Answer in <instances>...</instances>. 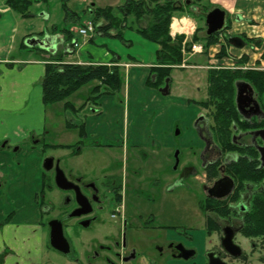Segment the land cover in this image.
I'll list each match as a JSON object with an SVG mask.
<instances>
[{"label":"rangeland","instance_id":"374dc122","mask_svg":"<svg viewBox=\"0 0 264 264\" xmlns=\"http://www.w3.org/2000/svg\"><path fill=\"white\" fill-rule=\"evenodd\" d=\"M143 1L149 7L147 9H152L157 4L162 5L165 2V0ZM194 1L196 0H181L180 7H185L186 4L191 5ZM124 2L125 0H37L36 3H33L30 6L28 10L30 17L24 19V25L20 28L19 32L22 33L28 27L34 29L33 31H36L39 27H41V32L49 31L53 33L56 32L58 34L61 33L63 36L62 38H64V44L66 43L64 48L67 50L71 48L76 49L75 47L70 46L72 41L75 39L82 42V44L90 42V44L86 46L82 52L84 56L92 62L100 61L101 55L105 54L106 51H117L116 47L118 44H120L121 48L124 47L123 49L127 55L135 57L139 61H147L151 52L148 49V46L152 48L153 45L146 41L143 42L140 39L141 37L136 33V29L137 27H147L150 23L148 18H142L138 24L135 23L133 18H127V21L125 22H127L129 29H118L122 37L121 41L117 38L109 36L104 37L98 32L95 33L94 36H91L90 39H81L76 35L77 30L86 26L88 23H91L94 26L91 16L94 9H103L109 6L114 9L122 6ZM3 3V1H0V5ZM64 6L68 10L66 13L64 12ZM192 6H195V4ZM191 9L185 8L182 9L181 13H175L173 15V18L176 20L184 19L186 21L185 24L188 25L189 29L192 26L193 27L189 31H184L186 26L182 22L177 24L174 21V25L178 27L177 29L183 28L182 32H185L186 35H182L184 40L181 43V63L180 65L173 66L171 69V78L168 83V96H162L158 89H154L146 85L148 89H154V91L160 96L159 99L162 103H160L161 108L158 111L159 114L157 111L153 110V106L148 103L147 93L141 92L142 95L145 96V99L143 96L139 97L141 99V105H138L137 103H134V100H132V95L130 97L129 104H127V98L125 99L123 92L120 91L119 93L108 95L110 97L108 99L110 104L108 105L109 108L107 110L104 108L106 106H104L106 101H101L102 97L95 100L94 103H87V105L83 108L78 106L75 112H69L66 115L58 114L57 117H55L53 111L50 109L48 111V122L55 118L56 125L53 130H48L47 137L36 139L38 140L36 143L40 147L41 151L39 175L43 172L42 162L49 157H54L56 160H60L61 167H63L64 170H71L76 175L88 174L89 178L93 181H99L103 174L107 172L106 168L111 165L112 168L117 165H123L125 167V160H127L126 165L129 168L130 166L138 168L148 167L147 169L153 168L156 174L163 170L172 172L173 177L172 180L169 181V190L166 192L167 194H165L162 199H158V196L156 195L154 197L156 201L153 206H147L148 211L152 212L155 216L152 224L153 229L144 233V236H147L148 239L144 238L140 240L144 244V249L139 252V255L142 258L143 256L148 257V262H152L154 264L160 263L158 258V247H160V245L155 238L163 235L165 230H167L166 228H172V231L176 233L188 229H197L202 232L205 230L204 217L198 210V197H196L199 190V179H201V164L197 161V158L203 148V143H200L199 141L195 124L197 122V118L201 115L202 119H206L207 125L211 127L213 107L211 106L201 109L196 105L191 104L189 101L199 104L208 100L206 95L208 87L207 77L210 71H264V65L261 66L260 62L249 63V58L246 55L230 59V57L225 54V47L222 46V43L225 44L226 39L235 37L232 32H223L221 37L218 36L217 44H221L222 47L219 48L218 52L214 54L215 56H213L212 59H209L207 57L208 52L204 51L203 48L204 43L202 39L205 31L204 22L201 17L202 13L198 10L196 13L194 12V14L190 11ZM69 12L74 13L76 17H71ZM99 22L102 25H105L106 23L102 20ZM64 29L68 30V34L63 31ZM192 32L193 34L188 37L187 35ZM110 34L115 36L118 33L117 31H111ZM194 34H197V37L200 39L199 42L192 41ZM67 35H69L70 39H68L69 37ZM177 36L178 35L175 37ZM242 39L247 42L245 43L246 46H252L253 53L261 55L264 53V45L262 46V41L257 39L247 40L243 37ZM254 42H258L259 44L256 45ZM192 44L200 45L202 47V52L199 54L192 53L190 49ZM62 55V51L49 55L47 64H63L61 63ZM59 57L60 61L57 60ZM242 57H245L247 60L243 64L238 63ZM221 59H223L222 62ZM80 65L99 64L89 63ZM107 66L115 65L110 63ZM120 74L123 78V87H127V78L124 77L123 73L120 72ZM134 85L135 88H139V85ZM87 87L88 85L76 92L73 96L74 100H77L78 102L83 101L85 103L87 101V97L89 96H86ZM161 87L163 88L164 84ZM70 98L68 101L71 100ZM143 100L145 104L143 103ZM258 100L263 103V97L261 99L258 98ZM116 105L120 108L118 112L122 113H118L114 110ZM144 105L150 107V109L144 108ZM102 114L106 115L105 119H110L111 117L112 119L116 118V120H118V127L120 124L119 120H121L124 114L125 129L130 132L138 126V135L141 136L140 140L143 143L145 142L144 131H147L148 134L150 133L149 131L153 130L154 132H159L165 139L167 138L166 150L160 147L158 148L155 145L153 146L155 140L154 138H151L149 140V145L154 149L149 147L147 143L142 150H138L139 146L137 145L142 146V144H133L131 140L127 144L126 153H122L120 150L107 151L105 148L100 146H116V143L106 141L102 136H98L97 134L89 135L88 138L80 136L79 128H74L72 131L64 128L65 121H72L77 127L81 125L84 127L85 122L88 124L93 122L94 129L98 132V130L101 129L100 124L103 121V119H101L103 117ZM156 114H158V116ZM95 119H99L98 122L100 124L94 122ZM40 142L45 145L53 146L57 144H69L72 147L60 148L49 146L48 148L43 149ZM77 143L78 145H76ZM6 151L9 152L11 156H14L10 164L5 169H0V195L2 198L5 197L6 191L10 192L14 185L13 180L10 179V170L12 167H16L15 164H17L15 161L16 158H14L16 157L15 148L6 149ZM152 151L158 152L153 154ZM140 154L142 156H140ZM144 156L147 157L142 159L141 157ZM175 156H177L179 168L176 171H172L175 166ZM145 159H147L146 162ZM188 161L192 162L196 168L197 179H194L193 176H186L183 174V166ZM39 175L35 178L27 180L29 182L25 183V189L18 193V196L15 193L13 197H10L9 201L11 205L18 204L22 201L26 202V204L35 202L42 211L45 209V211H47L45 214H41V222L44 225L41 227L43 232L46 234V239L44 242L45 247L40 257V264H77L76 260L73 262L75 259L74 256L70 255L69 258H66L56 251L51 250L47 245V224L52 217V215L49 214V211L52 208V205L50 204V192L54 191L55 188L52 186L53 184L50 183L53 182L51 174H49L50 182L46 184V187L41 185V183L40 185H37L35 179L37 180ZM154 178H157V175ZM158 178L160 180V176ZM145 183L148 184V181ZM161 185L162 181L160 180L157 182V185L152 186H155L156 189H160ZM49 186L51 188H49ZM127 194L130 195V191H128ZM146 198L147 196L143 197V199ZM40 204H42V206H40ZM126 206L130 207L129 201L126 202ZM143 218L145 219L144 216ZM96 229L97 227L94 225L90 232H93V235L97 237V239H100L101 233ZM17 231L18 232L15 236L12 237L13 241H11L9 236H7V239L5 240L0 234V245L5 248L9 247L13 249L10 251L6 250L3 254H0V264L30 263V258L25 254L29 252L32 253L35 236L31 235L32 232L28 230V228L18 229ZM210 240L212 241V238L207 239V244ZM234 242L235 245L243 252L244 259L234 261L229 258L226 263L264 264V239L246 240L241 236H237ZM96 244L97 243H95V245ZM147 245L148 248H146ZM199 256L202 258V254H199ZM140 264H147V262H143V259H140Z\"/></svg>","mask_w":264,"mask_h":264},{"label":"flooded vegetation","instance_id":"af4514ba","mask_svg":"<svg viewBox=\"0 0 264 264\" xmlns=\"http://www.w3.org/2000/svg\"><path fill=\"white\" fill-rule=\"evenodd\" d=\"M161 89L163 88L160 87L158 90ZM235 95V111L240 122L243 123V127L246 126L247 129L243 130L233 126L231 142L237 148L248 149L247 155H242V158L250 162V147H254L250 121L261 119L251 117L253 109H250V102L241 109V112H238L235 105ZM189 102L204 109L198 103ZM261 111L264 113L263 109ZM206 126H208L206 119H202L200 115L195 127L199 141L203 143V148L197 158L201 164V179H199L200 184L196 197H198V210L204 217L205 230L202 232L197 229H188L176 233L172 231V228H166L167 230L163 235L155 238L160 245L158 247L159 264H209V255L215 259L220 258L225 264H228L226 261L229 258L234 261L244 259L243 252L238 259H233L225 253L222 240L225 234L232 233L235 245L234 240L237 236H241V225L248 212L251 198L256 194L257 189L250 185V182L240 184L232 177L228 167L231 163H236L241 154L238 152L222 154L213 140L210 127L205 128ZM100 147L106 150H119L118 146L104 145ZM140 156L142 155L140 154ZM145 157L147 156L141 158L144 159ZM52 158L54 159L52 170L43 171L40 177L41 185L46 187V184L50 182L49 174H51L53 182L50 183L55 188L54 191L50 192L52 208L48 211L52 217L47 224L48 247L53 250L49 245V225L56 222L60 225L63 238L67 244L65 252H56L66 258H69L70 255L74 256L73 262L76 260L77 264H140V259H143V262H147V264H154L148 262V257L143 256L142 258L139 255V252L144 249V244L140 240L148 239L144 233L153 229L152 224L155 216L148 211L147 206H153L156 195L158 199H162L167 194L169 181L173 177L172 172L163 170L156 174L153 168L135 166L129 168L126 165L127 160H125V167L117 165L112 168L111 165L106 168L107 172L99 181H93L88 174L76 175L71 170H64L60 160ZM146 161L147 159H145ZM188 162L183 166V174L197 179L196 168L192 162ZM178 168L179 162L172 171H176ZM213 169L215 170L214 175ZM56 171H60L65 179L64 188L57 187L55 184ZM156 175L157 178H154ZM159 176L162 185L160 189H156L152 185H157V182L160 181ZM224 178L232 181V187L226 197L218 198L216 196L219 191L217 193L212 189L219 180ZM146 181L148 184L145 183ZM49 188L51 187L49 186ZM128 191H130V195L127 194ZM11 193L12 189L10 192L6 191L4 198L0 195V202L11 205L9 201ZM144 196L147 198L143 199ZM233 200L238 201L233 202ZM127 201H129L130 207L126 206ZM34 205L37 206L40 215L47 212L46 209L42 211L35 202ZM204 206L208 208L205 213L201 210V207ZM224 207L229 211L225 216L222 212ZM11 219L12 214H8L2 224L10 223ZM40 225L44 226L42 222ZM94 225L97 227L96 230L101 233L100 239H97L93 232H90ZM208 238H212L213 242L210 240L207 244ZM95 243L97 244L95 245ZM3 248L0 254L6 250H11L9 247ZM199 254H202V258Z\"/></svg>","mask_w":264,"mask_h":264},{"label":"crops","instance_id":"0c3cea01","mask_svg":"<svg viewBox=\"0 0 264 264\" xmlns=\"http://www.w3.org/2000/svg\"><path fill=\"white\" fill-rule=\"evenodd\" d=\"M204 4L209 6L212 10L218 9L225 14L224 26L227 29L226 32H232L233 36L239 38L243 37L247 40H260L262 41V46L264 45V0H204ZM24 19L26 18L13 12L4 3L0 5V169H5L14 156H11L6 149L15 148L16 157L14 158H16L15 161L17 162V164H15L16 167H12L10 170V179H12L14 183L10 197H13L15 193L18 196V193L25 189V183L29 182L27 180L35 178L40 173L41 151L36 143L38 142L36 139L47 137L48 130H53L56 125L55 118L48 122V111L51 109L55 117H57L58 114L66 115L69 112H73L71 110L65 111L63 104H57L52 106V108H48L42 103L41 81L44 76L45 65L49 60V55L62 51L61 63L63 64L80 65L92 63L109 65L112 63L117 66L120 72L124 74V77L127 78L128 86H124L121 90L124 94V98H127V104H129L132 95L134 103L141 105V99L139 98L143 96L141 92L147 93V101L153 106V110L158 112L161 108L160 103H162L158 93H156L154 89H148L146 86L151 68L155 67V51L158 50L156 45L150 43L153 47L150 48L148 46L151 52L147 61H139L135 57L127 55L123 49L124 47L121 48L120 44H118L116 47L117 51H106L105 54L101 55L100 61L92 62L87 59L82 52L90 42L82 44V42L75 39L74 41L78 43V48H71L68 52V50L64 48L66 43L64 44V38H62L63 36L61 33L58 34L49 31L41 32V27L36 31L28 27L20 33L19 30L24 25ZM174 21L177 23L176 20ZM182 23L186 26L184 31H189L190 29L188 25L185 24L186 21L184 19H182ZM172 26L173 22L170 27V36L172 38L176 35L179 36L184 34L177 30L178 27ZM191 35L192 33H189L187 36L190 37ZM47 37L53 39L55 49L44 50L38 46L28 47L26 45V43L31 40L39 41ZM140 39L143 42L146 41L143 38ZM222 46L225 47L224 52L230 59L246 55L249 58V63L260 62L261 66L264 65V62L260 60L261 54L253 53L251 45L239 48L226 42L225 44L222 43ZM222 46L221 44H217L209 47L207 50V57L212 59V57L215 56L214 54L217 53ZM222 60L223 59H221V62ZM133 82L139 85V88H135ZM96 85L97 82L88 85L86 96L89 95L92 88ZM74 95L71 96V100L69 101L74 109H77L78 106H86V103L83 101L78 102L74 100ZM109 98V96H104L101 99V101H106L104 104V106L106 105L104 107L106 110L109 108ZM143 98L145 99V96H143ZM143 103L145 104L144 100ZM144 108L150 109V107L145 105ZM114 110L116 112L120 110L118 105H116ZM158 114L156 115L158 116ZM102 116L101 119H103V121L101 124L98 122L99 119L94 120V122L101 125V129L98 130V132L95 131L93 122L91 124L85 122L84 137L88 138L89 135L95 134L102 136L106 141L115 142L116 146H118L119 150L123 153L127 152V144L131 140L133 144H142V146L137 145L139 146L138 150H142L147 143L149 147H152L149 145V140L154 138L155 141L153 146L155 145L158 148L160 147L166 150L167 138L165 139L159 132H154L153 130L149 131L150 133L148 134L147 131H144L145 142L143 143L140 140L141 136L138 135V126L130 132L125 129L124 114L121 120H119V127L116 118L112 119L111 117L110 119H105L106 115L102 114ZM64 128L71 131L74 130V128H68L67 121H65ZM54 146L68 148L67 146L71 145L57 144ZM152 152L154 154L158 151ZM40 177L41 175H39L37 180L35 179L37 185L42 183ZM8 214H12V219L10 223L3 225L2 222ZM40 222L41 215L34 203L31 202L30 204H26V202L22 201L15 205H6L0 202V226H2L0 227V234L5 240L7 236H9L11 241H13L12 237L18 232L17 230L25 228H28V230L32 232L31 235L35 236L32 253L29 252L25 254L30 258L29 264H40V257L45 247L44 242L46 236L42 231ZM3 249L4 248L0 245V252H2Z\"/></svg>","mask_w":264,"mask_h":264},{"label":"trees","instance_id":"16d2710c","mask_svg":"<svg viewBox=\"0 0 264 264\" xmlns=\"http://www.w3.org/2000/svg\"><path fill=\"white\" fill-rule=\"evenodd\" d=\"M5 4L15 13L22 17H29L28 10L37 0H4ZM181 0H165L164 4L156 5L149 8L143 0L133 1L125 0L124 4L118 8L106 7L103 9L96 8L92 11V23L96 33L102 36H109L122 40L118 29H129L127 18H133L135 23H139L142 18H148L150 23L147 27H137L136 33L149 43L158 47L155 51V67L151 68L150 76L146 85L159 89L166 79H170L171 69L173 66L181 63V43L184 40L182 35L175 38L170 36V25L175 13H181L182 9H191L192 13L201 11L204 22L206 15L212 11L209 6L204 4V0H196L193 4H186L180 7ZM189 5V6H188ZM64 12H68L64 6ZM70 13V12H69ZM194 13V14H195ZM68 14V13H67ZM76 17L74 13L69 14ZM117 15V16H116ZM106 22L102 25L99 21ZM174 26V21H173ZM172 26V27H173ZM68 34V30L64 29ZM62 31V32H63ZM111 31H117V35L112 36ZM204 31L206 32L205 26ZM69 37V35H67ZM219 33L203 36V48L207 51L209 47L218 42ZM70 39V37L68 38ZM197 34L192 37L193 42H199ZM244 43H247L243 40ZM258 45V42H254ZM60 61V58L57 59ZM247 59L242 57L238 63H244ZM264 61V53L261 55ZM154 77L153 82L151 77ZM97 82L92 88L85 102H93L101 97L119 93L124 85L120 70L116 66L107 65H77V64H47L45 65L44 76L41 81L42 103L45 107H52L57 104H63L64 110L75 112L76 109L68 99L83 87ZM245 82L249 84L257 96V102L260 108L264 110V71L248 70L240 71H210L207 77V98L206 102H201L203 108L213 107L212 126L210 133L213 140L218 145L222 154H231L238 152L241 157L236 163H231L228 167L229 173L240 184L250 182V185L257 189L256 194L251 198L248 212L245 220L241 225L240 234L245 239H264V170L259 168L258 154L254 147H250V162L242 158L247 155V148H237L231 142L233 126L239 129H247L240 122L234 106L235 83ZM263 97V103L258 100ZM83 108V107H81ZM68 128H79V135L83 136L84 127H77L72 121H67ZM264 130V120L250 121V131L256 132ZM42 148H48V145L40 142ZM256 145H261V141L256 139ZM66 148V147H62ZM69 148V147H68ZM218 165V164H217ZM216 166V165H215ZM214 170V169H213ZM212 170V171H213ZM215 170L213 171V175ZM237 199V198H236ZM238 200H233V202ZM207 206L201 207L203 213L207 212ZM223 215L229 211H222Z\"/></svg>","mask_w":264,"mask_h":264},{"label":"water","instance_id":"95a60500","mask_svg":"<svg viewBox=\"0 0 264 264\" xmlns=\"http://www.w3.org/2000/svg\"><path fill=\"white\" fill-rule=\"evenodd\" d=\"M225 24V14L218 10L214 9L210 11L206 17H205V27H206V35L211 36L217 32H220ZM228 43L236 46V47H244V42L240 38H231L228 40ZM28 47L38 46L40 48H43L44 50L48 49H55V43L53 42V39L50 37H47L43 40H31L26 43ZM168 83L169 80L167 79L165 81V86L163 89L159 90V93L162 96H166L168 94ZM235 89H236V95H235V105L238 112H241V109L250 102V109H253V114L251 117H255L257 119L264 120V113L261 111L260 106L256 100V95L254 93V90L252 87L245 83V82H237L235 83ZM253 136V143L255 146V149L258 153V162H259V168L264 170V130L256 131L251 133ZM256 139H259L262 143L261 146L256 145ZM53 161L54 159L52 157L46 158L42 162V169L44 172H49L53 168ZM178 160L175 156V165H177ZM55 184L57 187L64 188V184H66L65 179L63 178V175L60 173V171H56L55 175ZM232 187V181L224 178L222 180H219L215 187L212 189L213 191H216L219 194H217L216 197L223 198L226 197ZM50 227V236H49V245L50 247L58 252H65L67 249V244L63 238L61 227L58 223L53 222L49 225ZM222 247L225 253H227L231 258L238 259L241 256V250L233 243V234L227 233L225 234L223 240H222ZM212 255H209L208 263L209 264H225L223 263L220 258H212Z\"/></svg>","mask_w":264,"mask_h":264},{"label":"built area","instance_id":"2783aa9c","mask_svg":"<svg viewBox=\"0 0 264 264\" xmlns=\"http://www.w3.org/2000/svg\"><path fill=\"white\" fill-rule=\"evenodd\" d=\"M95 31L94 26L91 23H88L86 26H84L83 28H81L80 30H78V35L85 38L88 37L90 35H92ZM76 47V46H75ZM191 52L192 53H201L202 52V48L198 45H192L191 46Z\"/></svg>","mask_w":264,"mask_h":264},{"label":"bare ground","instance_id":"6f19581e","mask_svg":"<svg viewBox=\"0 0 264 264\" xmlns=\"http://www.w3.org/2000/svg\"><path fill=\"white\" fill-rule=\"evenodd\" d=\"M174 26H175V25H174ZM174 26H173V27H174Z\"/></svg>","mask_w":264,"mask_h":264}]
</instances>
